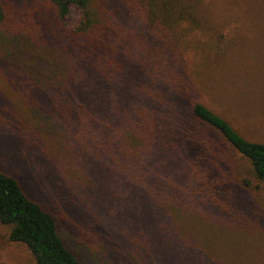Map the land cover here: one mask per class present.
<instances>
[{"label":"rangeland","instance_id":"1","mask_svg":"<svg viewBox=\"0 0 264 264\" xmlns=\"http://www.w3.org/2000/svg\"><path fill=\"white\" fill-rule=\"evenodd\" d=\"M5 1L10 11H28L39 0ZM107 1L122 30L112 48L135 52L137 70L147 61L166 66L162 52L170 50L164 72L170 102H201L243 137L264 144V0ZM151 18L168 25L151 32ZM54 56L66 73L42 81L44 89L55 99H70L73 112L54 114L49 125L27 124L26 132L0 93V171L54 215L60 235L75 245L78 264H264V181L246 158L234 156L229 193L201 198L171 147L148 158L138 138L129 159L121 151L108 154L110 137L93 131L110 124L107 116L121 101L100 86L108 85L105 80L99 83L81 68L74 52L57 50ZM106 73L122 94L133 91L119 84L128 75L125 59L112 62ZM12 76L0 60L2 90ZM79 80L91 89L82 99ZM93 100L102 109L90 110ZM125 130L115 134L122 137ZM10 227L0 222V264H36L25 244L8 239Z\"/></svg>","mask_w":264,"mask_h":264},{"label":"trees","instance_id":"2","mask_svg":"<svg viewBox=\"0 0 264 264\" xmlns=\"http://www.w3.org/2000/svg\"><path fill=\"white\" fill-rule=\"evenodd\" d=\"M72 11L77 12L75 20ZM146 24L151 32L159 33V27L168 25L156 18ZM121 33L110 17L107 0H39L28 11H10L6 1L0 0V60L10 66L14 78L5 90L0 88V93L4 103L15 108L24 130L27 124L37 125L36 121L49 125L56 113L62 116L73 112L70 99L53 98L42 83L61 71L63 75L66 73L64 62L59 65L54 52L71 50L81 58V68L93 72L99 83L105 80L103 83L108 85L100 86L112 93L113 100L121 101L116 114L107 116L110 124L99 123L93 131L95 135L101 129L102 135L110 137L108 154L121 151L129 159L138 138L148 158L171 147L172 156L177 154L185 163L186 178L193 191L198 192L192 193L200 194L201 198L208 194L217 198L221 190L229 193L228 183L234 180L230 167L236 154L246 158L257 178L264 181V144L246 139L201 102L185 104L179 99L170 102V79L164 75L167 65L170 68V50L162 52L165 63L168 61L166 66L147 61L144 69L137 70L135 52L122 54L112 48L114 36L119 38ZM121 38L126 40L123 34ZM119 58L127 61L128 71L127 76L120 77L119 84L124 86V92L126 88L133 90L125 95L113 86L112 76L106 73L112 62L121 63ZM155 69L161 73L156 75ZM78 76L86 79L82 77L83 71ZM87 85L90 83L86 80L76 83L77 98L88 94L91 89ZM94 101L89 109L93 112L102 109L95 107ZM123 127L126 128L123 136L116 135V130ZM242 181L247 184L245 179ZM215 202L220 203L219 199ZM0 222L11 226L8 239L25 244L36 264H78L75 245L60 235L54 215L30 198L18 179L3 171H0Z\"/></svg>","mask_w":264,"mask_h":264}]
</instances>
